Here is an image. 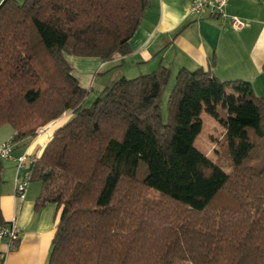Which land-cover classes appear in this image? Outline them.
<instances>
[{
  "label": "trees",
  "instance_id": "1",
  "mask_svg": "<svg viewBox=\"0 0 264 264\" xmlns=\"http://www.w3.org/2000/svg\"><path fill=\"white\" fill-rule=\"evenodd\" d=\"M148 1L0 2V126L16 141L68 113L28 175L35 208L59 212L47 264H264V95L249 81L181 69L163 119L160 64L83 106L64 57L128 54ZM203 113L225 130L228 172L194 146Z\"/></svg>",
  "mask_w": 264,
  "mask_h": 264
},
{
  "label": "crops",
  "instance_id": "2",
  "mask_svg": "<svg viewBox=\"0 0 264 264\" xmlns=\"http://www.w3.org/2000/svg\"><path fill=\"white\" fill-rule=\"evenodd\" d=\"M148 3L138 28L128 41V54L115 55L109 61L64 57L80 86L89 88L94 75L100 72L106 73L105 76L112 74V83L121 77L145 75L161 64L169 68L168 80L173 84L181 69L191 71L201 67L209 69L222 81H249L257 97L264 95V0H226L225 19L191 14L187 0H149ZM230 16L244 21V26L232 27ZM103 83L100 81L104 87L108 86ZM58 120L49 124L46 133L14 141L11 158L0 159V222L13 221L19 229V239L6 254L4 264H47L58 209L54 203L35 208L34 201L40 193L38 181H27L20 200L13 188L15 183L27 179L31 162L40 156L54 129L62 124L63 120ZM14 133L10 125L0 126V142ZM23 154L27 158L23 167L17 169L16 160ZM4 247V242H0V249Z\"/></svg>",
  "mask_w": 264,
  "mask_h": 264
},
{
  "label": "rangeland",
  "instance_id": "3",
  "mask_svg": "<svg viewBox=\"0 0 264 264\" xmlns=\"http://www.w3.org/2000/svg\"><path fill=\"white\" fill-rule=\"evenodd\" d=\"M23 0H19L17 2L21 3ZM104 72H100L99 75L95 74L94 78L96 77V80H92L90 82L89 88H87V95H85V100L83 103L84 107H88L92 104V102L96 99L99 92L104 87L100 84V81L103 80V84L110 85V81L114 80V76L112 74L106 75ZM114 75V74H113ZM128 75V74H127ZM128 76H131L130 74ZM104 78V79H103ZM130 78V77H128ZM132 78V77H131ZM102 79V80H101ZM173 86V81H170L165 89L161 92V100H160V108L162 113V118L166 117V106L167 100L169 96V92L171 91V88ZM218 113L220 114L219 117H224V113L222 112L221 108L218 107ZM68 116V113H65L64 116H62L57 122L64 120ZM202 128L200 129V133L196 137L194 143V146L196 149L199 150V152H203L205 156L209 157L213 163H215L219 168H221L223 171H230V167L232 166L230 155H228V150L225 146V130L223 127L212 117H210L208 114L203 113L202 116ZM156 192L154 190L148 191V198L156 200L158 197ZM212 203L214 206H225L232 209H237L238 203L237 201L228 198L222 194H217L214 196V199L212 200ZM189 264V263H185Z\"/></svg>",
  "mask_w": 264,
  "mask_h": 264
},
{
  "label": "built area",
  "instance_id": "4",
  "mask_svg": "<svg viewBox=\"0 0 264 264\" xmlns=\"http://www.w3.org/2000/svg\"><path fill=\"white\" fill-rule=\"evenodd\" d=\"M189 1V11L191 14H195L198 17H212V18H221L225 19L226 14L224 11V6L226 4V0H187ZM229 23L232 27L239 29L242 28L245 24L244 21L238 19L235 16H230L228 18ZM48 126L40 128L37 131L36 136L41 135L42 133H46ZM13 137V136H12ZM12 137L9 139L0 142V159H8L11 158V153L14 148V140ZM26 154L21 155L16 160V168L20 169L23 167ZM29 180V176L25 181L15 183L14 186V195L19 200L24 197L25 189L27 181ZM16 224L11 222H0V242H4V249H0V264H4L6 259V254H8L16 245L17 240L19 239V229L16 228Z\"/></svg>",
  "mask_w": 264,
  "mask_h": 264
}]
</instances>
